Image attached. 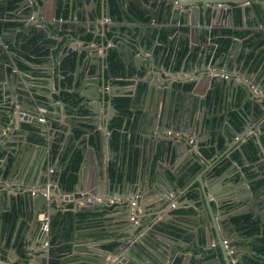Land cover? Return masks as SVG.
<instances>
[{"label": "water", "instance_id": "95a60500", "mask_svg": "<svg viewBox=\"0 0 264 264\" xmlns=\"http://www.w3.org/2000/svg\"><path fill=\"white\" fill-rule=\"evenodd\" d=\"M57 1L58 0H53L51 14L47 19V21L54 25L55 30H57L56 26L59 25L58 20L56 19L55 21L54 17ZM92 1L94 4L97 2V0ZM112 1L118 7L119 11L115 14L113 13ZM156 1L159 2L157 9L153 5V3L156 4ZM245 1L246 0L243 2ZM40 2L41 0H20L17 3L19 10L26 8L29 9L28 12L24 14V22L27 28L25 27L22 30L24 33H29V36L20 41L14 38L15 45H17V43L20 45L27 44V41H29V39L35 34L32 31L33 29H36L38 34L43 36L49 35L47 27L38 23L43 14V9L40 7V9L36 10L35 4H40ZM131 2L140 4L141 8L144 7L146 15L141 16L138 11L133 10V20L129 19L126 11L129 10L127 8ZM199 2L202 3L201 6ZM221 2L223 1L188 0L181 2V0H151L146 4V2L144 3L141 0H123L124 5H122L121 0H102V8L99 11L97 4L91 8L89 7V2H86V0H71L72 13L78 10L79 14H77L75 20L73 18L71 22H68L67 28L61 30L71 32L69 35L70 43H74L75 41L83 43V47L79 46L76 49L71 46L73 51L77 53L76 70L72 73V76H74L73 84H76L78 87L82 84V86L88 89V92L81 94L77 86L72 88L74 85L68 86L69 83L67 81H64L66 83H64L65 86H63L62 83L66 76L61 72L59 91L66 89L68 92L76 94L77 96L73 99L65 94L63 95L61 92L60 99H56L54 96V91L51 87L54 85L55 78V57L51 47H47V50H49L48 54L42 60L36 61L37 66L43 68L44 71H35V68L26 71L30 74L38 72L48 76L46 79L49 86L47 88L48 94L43 102L36 99L35 95L32 93L30 86L31 78L20 73H10L7 69H5L4 72L0 70V158H2V162L0 163V178L2 182V185H0V228L3 212L6 210L18 209L19 213H21V217L19 218L20 223L25 217L28 218V233L25 235L27 248L25 246V249L31 250L32 246H30V243L32 240L30 234L33 232L35 233L41 223L39 215L45 212L49 215V221H51V217L59 211L57 203L60 196L76 200L75 191L85 195L83 198L76 201V211L83 210L84 208L87 210H94L93 208L104 209L105 204L107 206H110L113 203L126 205L131 201H135L136 205L134 207L128 206L126 207V210L122 212V214L126 215V218L123 220H125L130 227L134 228V230L137 228V225L131 220V216H138V207H141L144 211L147 209H150L151 211L154 210L153 216H157L159 215V212L168 205H176V199L174 200V198H171V193L175 191L174 186L177 185V182L174 180L175 175L171 176V174H163V169L157 171L153 177L152 175L150 176V179L152 178L155 182V185L151 184L152 187L154 186L153 190L146 189L148 185L146 174L142 173V178L140 177L136 183H133L131 179H128L129 176L125 173V170H121V174L125 173L124 175H121V177H119V173L115 177L110 175L109 167L111 163L117 159H115V156L118 154L113 146V130L110 127L115 115L119 113V108L114 101L116 95H130L132 102L139 99L141 104L150 101L151 104L152 102H155L157 109L159 102H162L165 105L170 99L174 100L173 98H180L178 94L180 91L181 93L186 91L185 85L187 83H193V85L198 86L207 85L206 89L209 88L215 93L218 92L220 98L225 97L233 86L236 88V91L242 90L244 98L252 103V110L246 115L247 120L244 130L247 132L249 130L252 131L256 128L255 126H257L260 131H263L264 69L259 71L257 80H252L248 74L257 71V68L264 61V56L250 60L247 65H245L244 60H238L237 49L238 46L241 45L239 41L240 30L237 35H235L234 43L227 51H224L223 53L221 52V55H218V52L215 51L212 62L208 61L209 52L206 50L199 51L198 57L195 55L191 58L190 54H188L185 63L181 65L182 70L173 67V64L178 59L179 49L182 46L181 42L186 37L191 41V44H189L190 50H193V43L201 41L204 43L213 37L209 35L208 31L211 30V26L217 28L214 19L220 20L225 13V6H215V4L221 5ZM255 3H261V1H253L252 5ZM207 5H210V10ZM261 5V17H263L264 20V3ZM162 17L165 18L164 20L168 25L161 23ZM107 19L110 21L105 22ZM0 22H2V20H0ZM98 27H100L101 31L98 33L95 31L97 34L93 39L94 41L77 39L78 36L86 37L89 32ZM83 29H86V31L80 33V30ZM163 29L167 32L170 39L167 43H161V32ZM224 29L225 28H218L220 33H223ZM10 34H13L14 36L15 31H10ZM194 34L197 35V40L194 39ZM201 34L203 36H201ZM97 36L100 38L97 39ZM175 37V43L177 42V44L174 46L175 49H172L173 44L171 40L174 42ZM98 41L100 47L103 46L104 56H99ZM94 44L97 46L95 47ZM155 44H162V49L158 52L155 51ZM247 49L248 48H242L245 53ZM13 52L14 63L18 66V53L15 50ZM117 52L121 54V59L123 60L121 64L123 66L125 65L122 68V72H125L126 68V72L130 74L131 66L136 69V72L132 75L135 79L134 88L122 90L121 92L120 90L123 89L124 85L119 82L115 83L116 72L112 68V61L109 60L110 56L114 53L117 54ZM63 55H65V53H62L60 57H63ZM227 57L231 58L232 61H225ZM168 58L171 64H167ZM187 61H189V68L186 66ZM7 63H10V61H7ZM106 68L111 72L109 73V80H107L105 76ZM195 69L197 73L193 78L182 77L183 73ZM234 72H236V74H234ZM100 74L101 77L103 76L101 83L99 82ZM225 74H229V77L226 78ZM234 76L239 77V79L235 80ZM95 77L98 79L95 80ZM261 79V83L257 84ZM100 85L103 87L104 92L107 91L106 87L110 86L116 93V95H110L108 105H104V118L100 116L99 112V109H102V105L100 104ZM176 85L180 87L177 88ZM141 87H143V90L140 93ZM253 87H255L260 94H257L253 90ZM195 90V87H193L190 92L193 93ZM203 95L204 98H206V94ZM32 96L34 102H32ZM83 102L89 104L92 107L90 109L93 110V112L87 118L89 122L87 127L79 125L80 128L88 133L85 134L82 139L84 140V145L82 146L84 160L82 161L79 171V174L82 173L80 174L81 181L79 180L75 191L71 192L62 187L59 181L54 178L53 175L49 174V167H47L48 160L45 159L47 151L46 153L43 151L42 156L38 160H36V158L33 159V157H28L29 153L32 156L33 153L31 152H34L36 150V145L39 146L40 144L30 140V132L32 131L25 129L23 123L28 122L39 126L38 129H34L33 132H38L40 135L46 137L42 146L44 149H48L50 143L53 142L54 139L49 140L47 135L44 134V130L47 127L45 124L46 122L42 123L37 120V117L40 115V110L51 108L52 110L57 109L59 111L63 106V108L68 109L67 111L75 112ZM99 105H101V107ZM257 106L261 109L260 111L257 110ZM169 108H171L169 116L173 117L175 108L173 106ZM204 108L205 105L201 107V115L196 112L193 114H182L175 119L173 126L166 125L164 129L162 128L163 125L161 124V118L159 120L158 114L156 112L154 113V110L152 109L153 111L150 110V114L146 116L145 133L141 132V134L145 137L147 136L150 141L154 140L157 149L159 143H162L163 141H169L171 143L174 141L175 138L167 135L170 127L174 128V130L182 128L184 131L188 127H196V131L193 130L190 134L195 136V150L200 156L198 162L201 165V169L204 167L201 171H204L207 167V157L203 153V148L207 145H213L216 151H219L218 137L217 139L215 137L214 142L209 143L214 136L208 135L210 128L206 125L207 114L204 112ZM216 110L213 109L212 111L217 113L218 111ZM177 111H180V109ZM163 114L165 115V113ZM59 116L60 115L56 117L60 118ZM258 118L262 120H259ZM155 120H157V122ZM180 120L183 121L184 124H180ZM49 121L48 124L53 126V122ZM158 121L160 124L157 128ZM152 124L155 127L154 131H150L147 127H150V125L152 126ZM94 127L97 128L95 132H93ZM218 128H221L220 119ZM61 130L65 132L63 127ZM155 131H157V136L154 134ZM210 131L213 133L214 130ZM232 132L234 133L233 136H225L228 144H230L234 136L239 133L237 129L232 130ZM222 133V131H218L217 136ZM164 134L167 136L165 135L166 137H163ZM92 135L93 143H91ZM203 136L205 139L202 138ZM183 138L184 137L180 139L183 140ZM187 141V143L190 144L189 138H187ZM257 143L260 146V141H257ZM261 149L262 147H260V150ZM4 151H6V153H4ZM157 151L158 149L155 151V154ZM192 154L193 159H196L194 158L196 155L194 153ZM262 154L263 152L261 151V155ZM244 155L246 157L245 153ZM87 156L94 157V160H97V167L92 169L88 175L87 173L84 174L86 171L85 165H87ZM27 157L29 158L28 160ZM57 165L59 167L58 162ZM252 171H255L259 175L264 174V171L259 166H256ZM191 172L189 175L192 176L193 173ZM243 173L248 180V173L246 171ZM18 175L24 176L25 181L20 184V187L15 188L12 183ZM45 176L47 177L46 180L44 178ZM223 177L224 175L220 174L210 177L206 176L200 180L201 192L207 206V211L204 212V216L202 215V219L207 221L206 235L212 240L217 239L222 252L225 251V246H223L224 239L227 236L232 235V233L237 235L236 226L232 223L230 216L236 217L249 213L247 208L234 211L227 215L226 220L219 219L215 222L214 219H211L212 225H210L208 222L210 221L208 212L212 210V206L208 202V197H216L217 187L215 188L214 185L217 180H219L218 182H221ZM240 178L243 179V175ZM38 180L40 181L39 183H37ZM224 183L225 182H223L221 186H223ZM87 184L89 187L88 189L85 188ZM4 185H6L7 188L3 189L2 187ZM124 185L125 189L122 190V186ZM133 185H136L135 190L133 189ZM48 186L49 195H45L43 192H47ZM105 188H107L108 196H106V199L102 198V200H97L96 198L101 199V197H104ZM115 197H124L126 200L123 202V200H116ZM162 214L163 213L160 215ZM253 217L258 219L257 215H254ZM163 222H166L165 218H160L155 224H153V228L155 226H164ZM202 224L205 225L204 222H202ZM202 224L197 222L195 227L201 226ZM128 234L132 235L133 232ZM43 236V242H45L48 237L44 234ZM168 240L177 241L170 236L165 229H162V231H155L154 233L148 231L145 235H142L135 241L134 239H123L121 244L114 248V259L109 260L108 257L112 252L106 251L98 245L95 246L103 250V253H97L94 249H92L91 252L97 257L96 264H159L163 263L165 260L162 256L156 255L153 252L152 244L156 241H160V243H163L165 247L168 248ZM87 241L90 243L95 242V240ZM43 251L46 256L50 255L48 247H44ZM13 252L16 251L13 250ZM122 252H125L123 256L121 255ZM35 255L36 251L33 250V252H31V264H45L43 259L38 261L37 258H34ZM0 264H7V262L0 258Z\"/></svg>", "mask_w": 264, "mask_h": 264}, {"label": "crops", "instance_id": "0c3cea01", "mask_svg": "<svg viewBox=\"0 0 264 264\" xmlns=\"http://www.w3.org/2000/svg\"><path fill=\"white\" fill-rule=\"evenodd\" d=\"M8 0H0V6L3 3H6ZM17 3L20 0H16ZM44 1V3H43ZM142 2H150L151 0H141ZM188 0H181V2H185ZM221 5L215 4V6H225V13L224 16L220 18V20L214 19L216 23V27L211 26V30H209V35L213 36L211 39L205 41L204 43L201 42H195L193 50H190L189 44H191V41L188 40L186 37L181 42V47L178 55L177 61L173 64L174 68L181 69V65L185 63L186 57L188 54H190L191 58H193L195 55L198 57V52L200 51H208L209 57L208 61L212 62L213 55L215 54L216 47H217V40L220 38H226L224 37L225 34L220 33L218 28H225V30L229 32H232L233 35L239 32L248 31L247 35L242 37H239V41L241 43L240 46H238L237 49V57L239 61L245 62V65L249 63L250 60L255 58H261L264 56V20L263 17H261L262 9L261 4L264 3V0H221ZM253 1H261V3H255L252 5ZM86 2H89V7L93 8L96 4L98 6V10L102 8V0H97L96 4L92 0H86ZM12 7L11 9H7V3L4 5L5 14L2 20V25L0 27V55L4 53H8L9 58L12 60L10 63H7L6 57L3 59H0V70L4 72L5 69H7L10 73H20L26 75L28 78H31L30 80V86L32 89V93L35 95V98L38 99L40 102H43L45 100L46 95L48 94L47 88L49 87L47 84V75L41 74V73H34L30 74L27 73V70H31L35 68V71L42 70L43 68H39L40 66H37L36 59L32 56L29 57L26 54H29L27 51L23 50L21 48V45L17 43V45L14 44V38L18 39V41L26 38L29 36V33H24L22 30L26 27L25 25V19L24 14L28 12V8L19 10L18 5ZM58 3V1H57ZM56 3L55 7V19L58 20L59 25L56 26L57 30H55L54 25L47 21L48 17L51 14V10L53 7V0H41L40 4L36 5V10L40 9V7L43 9V14L41 16V19L39 20L40 25H44L49 30V35H45L46 39L52 40V42L48 43L45 48L47 50V47H51L54 53L55 57V64H54V85L51 87L54 91V96L56 99H60V94L64 92H68V90L63 89L62 91H59V80L61 79V71H60V63L62 61V58L70 51H73L74 49L80 47H83L82 42H74L70 43L69 35L71 34L70 31H62L61 29L67 28L68 22H71V20H75L77 14H79V11L76 10V12L72 13L71 11V5H67V15L63 17V15H57V7L58 4ZM132 3L131 11H126V14L128 15V18L132 19V11L136 10L139 12V14L142 16L146 15V10L144 7L141 8L140 4H137L135 2ZM200 6L202 3H200ZM252 6H251V5ZM155 8H158L159 2L156 1V4L153 3ZM242 5V6H241ZM209 10H210V5ZM251 6V7H250ZM78 7V4H77ZM235 9L239 10V15L236 18L235 17ZM39 13V11H38ZM37 14V12H36ZM257 15V17H256ZM72 16V18H71ZM165 18H161V23L164 25H168L165 20ZM110 20H105V22H109ZM11 24V25H10ZM171 24V23H170ZM27 28V27H26ZM21 29V30H19ZM15 31V34H10V31ZM36 30V29H34ZM33 31V30H32ZM83 31H86V29H83ZM88 31V30H87ZM100 32L101 29L98 27L95 28L93 31L89 32L88 34H91L92 38L90 40H93L96 32ZM223 31V32H224ZM211 33V34H210ZM66 36V37H65ZM164 36V37H163ZM196 36L194 34V39H196ZM201 36H203L201 34ZM253 39V42L251 45H249L248 41ZM99 39L100 37L97 36ZM81 40H87L85 36L80 37ZM30 40V39H29ZM88 40V41H90ZM235 40V39H233ZM42 40H40L41 42ZM94 41V40H93ZM170 39L167 35V32L163 29L161 32V43H167ZM176 37L174 39V42H172V49H175V45L177 44ZM178 41V39H177ZM263 41V42H262ZM99 41L97 42V44ZM236 43V41H235ZM68 44V45H67ZM23 46V45H22ZM25 46V45H24ZM96 47L97 45L94 44ZM99 46V56H104V49L103 46ZM252 46V48H251ZM14 47V50L19 53L18 60L21 63V65L16 66L14 63V59L12 58V49ZM204 47V48H203ZM242 48H248L246 53L243 52ZM162 49V44H155V51H160ZM254 50V52H252ZM49 51V50H48ZM218 52V51H217ZM62 53H65L63 57L61 58L60 55ZM223 53V52H222ZM221 52H218V55L222 54ZM48 54V53H47ZM171 55V52H170ZM26 56L28 59H26ZM46 56V55H45ZM117 56L119 57L121 63L123 60L121 59V54L117 52ZM189 56V57H190ZM61 58V59H60ZM107 60V59H106ZM110 60V59H109ZM232 61L231 58L227 57L225 61ZM264 60V58H263ZM171 64L169 62V58L167 60V64ZM125 66V65H124ZM122 65V68L124 67ZM187 68H189V61H187ZM122 68L120 71H117L115 74V83H121L124 85L123 89L120 90H129L131 88H134L135 86V79L132 77L134 72H136L135 67L130 68V74L126 72H122ZM264 69V61L261 63V65L257 68L256 72H251V74H248L252 80H257L259 76V71ZM76 70V68H75ZM74 70V71H75ZM182 70V69H181ZM251 70V69H250ZM106 68L105 76L106 79L109 80V72ZM115 71V70H114ZM193 71V72H192ZM253 71V70H251ZM197 73L196 69L188 71L186 73L182 74V77L186 78H193L195 74ZM236 74V72H234ZM122 75V76H119ZM181 76V75H180ZM103 77V76H102ZM101 74L99 75V82L101 83ZM74 78V76H73ZM238 77H235V80ZM95 80L98 79L97 77L94 78ZM263 79V78H262ZM262 79L257 83L260 84ZM259 80V79H258ZM246 81V80H245ZM63 84V83H62ZM192 84V85H191ZM187 83L185 85L186 91L178 94V96L181 98H173L174 100L170 99L165 105L162 102H159L156 109V103L151 101L148 103L141 104L139 102V99L132 102L130 100V105L128 107V114L124 115L122 123L119 127H117V132L119 133V142L118 147H115V150H117L118 154L115 156V159L111 165L114 164V169L116 172L120 173L121 170H125V173L129 176V180L134 183L138 181V179L143 174H146V180H147V190H153V187L151 184L155 185L154 180L152 177L157 171H160L163 169V174L167 175H175L174 180L177 182V185L174 186V190L171 193V198L176 199V205H168L164 209H162L159 212V215L153 216L154 210L147 209L144 211L142 209L141 211L138 210V222L135 223L137 225V228L134 230V228L130 227L126 223L124 218H126V215L122 214L126 210V207L130 206V203H127L126 205L113 203L110 206H107L105 204L104 209L101 208H93L94 210H87L84 208L83 210L76 211L75 210V204L76 201H78L80 198H83L84 195L82 193H79L77 191L75 195L76 200H72L69 197H61L58 200V208L62 211H72V212H79V213H96L95 217H91L87 221L79 220L77 222H84V225H75L73 228V231L71 233V238L68 239L66 244L70 245V248L67 251H64L62 256V264H96V259L94 253L91 252L92 249L95 250V252L103 253V250L99 249L97 246H100L102 249L106 251H111L112 254L109 255L108 259H114V248L121 244L122 240L125 238L128 239H139L142 235H145L148 231L155 232V231H162V229L167 230V233L175 238L177 241H169L167 242L168 248L165 247L163 243H160V241H156L152 244V250L156 255L162 256L164 258L163 263L159 264H264V255H262L258 250V247L263 246V237L264 233H262L264 228V184L263 185H257V187L253 186V183L257 179L263 178V175L257 174L255 171H252L256 166H263L264 167V129L263 131H260L257 126L252 131L249 130L248 132L246 130H241L237 135L234 136L233 140H231V143L228 144L227 140L225 139L226 135L233 136L232 130L235 129L233 125L230 124L228 118L230 116V113L236 112L238 114H241L246 119V115L249 114V112L252 110V103L248 99H245L242 90L236 91V88L232 86L231 90L228 91V93L225 95V97L220 98L219 93L217 92V95L215 98H212V96H207L204 98L203 94H206V86L207 85H193V83ZM74 88L77 86L76 84H73ZM107 85V83H106ZM109 85V84H108ZM177 88L180 86L176 85ZM195 87V92H199L197 95L195 92H190V90ZM79 88V91L81 94L88 92V89H86L82 84ZM100 104L102 105V109H99L100 116L104 118V105H108L109 97L110 95H116L115 91L108 86L106 87V92H104L103 87L100 85ZM143 87L140 88V93L142 92ZM181 90V89H180ZM253 90L260 94L259 91L255 90V87H253ZM61 92V93H60ZM123 95H116V97H121ZM125 97V95H124ZM128 97V96H127ZM33 98V96H32ZM132 99V98H131ZM34 102V98L33 101ZM101 105H99L101 107ZM205 105L204 112L207 114L206 118V125L210 128L208 131V135H213V139L209 141L214 142L215 137L217 139L218 137V148L219 151H216L215 147L212 146H205L203 148V153L207 157V167L204 171L203 168L201 169V165L199 164V155L195 150L196 144H188L187 138L192 137L195 139L194 135H191L190 133L193 132V130L196 131V127H188L185 131L182 130V128L175 129L170 127V130L179 131L180 137H172L175 138L174 141L171 143L169 141H163L162 143H159L158 145V151L155 154L156 149V142L150 141L147 136H143L141 132L145 133V127H146V116L150 114V110H154V113L156 112L158 114L159 120L161 118V124L163 125V129L166 125H174L175 119L182 114L191 113L194 112L201 115V107ZM174 107L175 112L173 117H170L171 108ZM30 107V106H29ZM82 107V109L80 108ZM134 107V108H132ZM89 104H86V102H83L79 105V107L76 109V111H67L68 109L63 108V106L58 111L52 110L51 108H44L40 110V115L37 117L38 122L40 116H45L47 121H42V123L46 124V128L44 130L45 135H47V138L49 140L57 139L59 142V146L63 149L67 148H78L82 151V146L84 145L83 137L88 132L84 129L80 128L79 125H83L84 127L88 126V117L91 115L93 110ZM95 108V107H93ZM257 108H259L257 106ZM180 109V111H177ZM218 111L215 113L214 111ZM152 110V111H153ZM165 110V112H164ZM260 111L261 109H257ZM177 111V112H176ZM151 113V114H154ZM165 113V115L163 114ZM53 114V118H52ZM119 114V113H118ZM116 114V115H118ZM60 115V118H57L56 116ZM115 115V116H116ZM55 116V117H54ZM219 119L221 121V128H218ZM227 119V120H226ZM259 120H262L258 118ZM53 122V126L48 124V121ZM49 121V122H50ZM157 122V120H155ZM160 122L157 123V128L159 126ZM180 124H184L183 121L180 120ZM23 127L25 129H28L29 127H32L33 129L37 128L35 124H31L28 122L23 123ZM65 129V132L61 130V128ZM150 131H154V126L150 125L147 126ZM234 129H233V128ZM12 128V127H11ZM10 128V130H11ZM96 127H94L93 132L96 131ZM210 130H214L213 133ZM9 131V129H8ZM218 131H222V134H218ZM157 136V131L154 133ZM256 134V135H254ZM166 134H164L163 137ZM206 135V134H205ZM66 136V137H65ZM32 142L40 144L39 146L36 145L35 151L31 152L33 153L32 156L30 153L28 154V157H33V159L36 158L38 160L42 154L43 151H47L45 159L48 160V166H50L49 163V148L44 149L42 146L44 143V140H46L45 136L40 135L38 132H31L30 138ZM35 137L42 138V142L39 143L36 142ZM183 138L181 140L180 138ZM206 137V136H205ZM204 138V136L202 137ZM249 138H252L254 143L257 144L259 147V157L258 160L252 161L249 160V158L244 155V151L242 150L244 142H246ZM205 139V138H204ZM124 140V141H123ZM207 140V139H206ZM196 141V140H195ZM222 141V143H221ZM257 141H260V146L258 145ZM91 143H93V135ZM171 143V145H170ZM90 147V146H89ZM260 147L262 149L260 150ZM246 150V149H245ZM33 151V150H32ZM196 156L193 159V154ZM261 151L263 154L261 155ZM238 152L240 159H236L233 157V153ZM247 152V151H246ZM6 153V151H4ZM35 156V157H34ZM84 156V153H83ZM27 157V160L29 159ZM84 158V157H83ZM84 160V159H83ZM85 165V172L90 174L92 169H95L97 167V160H94V157L87 156ZM136 161V167L134 169L133 163ZM2 162V158H0V163ZM110 165V166H111ZM51 167V166H50ZM56 167L58 168V165L56 163ZM224 167L223 170L218 173L216 172L218 168ZM261 168V167H260ZM264 171V168H261ZM59 170V168H58ZM49 171V169H48ZM192 171V172H191ZM248 173V180L247 177H245L243 172ZM191 173V175H189ZM123 173L122 175H124ZM143 173V174H142ZM253 173V174H252ZM264 173V172H263ZM82 174V173H80ZM80 174H79V180H80ZM223 174L224 177L221 182L216 181L215 188L217 187V194L216 197H208V202L212 206V210L208 212V215L210 216V225H212V220L214 219L215 222L219 219L226 220L227 215L229 213H232L234 211H239L243 209H248L249 213L244 215H257V218H254L255 220H259V232L254 234H248L247 227H240L239 224H237L234 221V217L230 216L232 223L235 224L237 235L235 233H232V235L227 236L225 239L229 240V248L225 246V251L222 252V249L217 241V239H210L206 235V229H207V221L202 219V215L204 216V212L207 211L206 202L203 198L202 192H201V183L200 180H202L206 176H214V175H220ZM52 175V174H50ZM243 175V179L240 177ZM109 176V175H108ZM204 176V177H203ZM45 180L47 177H44ZM25 181L24 176L18 175L17 178L14 179L12 185L16 187H20V184H22ZM81 181V180H80ZM40 181L38 180L37 183ZM224 183L223 186L222 183ZM0 185H2L1 178H0ZM262 187V188H261ZM3 189L7 188L6 185L2 187ZM88 189V184L85 187ZM136 185H133V189L135 190ZM125 189V185L122 186V190ZM189 193H195L194 197H191ZM226 195V196H224ZM106 196H108L107 188H105V195L104 198L106 199ZM224 196V197H223ZM116 200H120L123 202L126 200L124 197H115ZM175 204V203H174ZM125 206V207H124ZM11 210H6L3 212H9ZM18 211V221L15 226L14 232L12 233V236L10 238L9 244L7 249L4 252V255L0 251V258L7 262V264H22V258L20 257L19 251L17 247L19 244H23L24 246L27 245L25 243V235L28 233L27 227H28V218L25 217L22 222L20 223L19 218L21 217V213ZM202 212V213H201ZM163 213L162 215H160ZM3 214H2V223L0 228V247H4L7 243V236L3 229ZM42 214V213H41ZM40 214V215H41ZM39 215V219H40ZM213 216V217H212ZM242 216V215H241ZM212 217V218H211ZM237 217V216H236ZM160 218H165L166 222H163L162 227L155 226L153 228V224H155L156 221H158ZM97 221L96 223L87 224L88 221ZM197 222L205 223V225L196 226L195 224ZM230 222V221H229ZM20 225V226H19ZM19 231V232H18ZM133 232L132 235H129L128 233ZM18 233V235H17ZM30 238L32 242L30 243L31 250L27 249L28 255L30 256V260L28 264H31V252L36 251V255L34 258H37V260L41 261L43 259L45 264L48 263L49 255L46 256L44 249V242H43V233L41 232L40 225L38 226V229L30 234ZM91 238V239H89ZM87 240H95V242L90 243ZM64 243L61 242V245ZM105 244H113V248L107 249L104 247ZM37 245V246H36ZM36 246V247H35ZM34 248V249H33ZM230 248H233V253H231L229 250ZM15 250L16 252H13ZM50 252V248H49ZM125 252H122L121 255L123 256ZM117 256V255H116Z\"/></svg>", "mask_w": 264, "mask_h": 264}, {"label": "trees", "instance_id": "16d2710c", "mask_svg": "<svg viewBox=\"0 0 264 264\" xmlns=\"http://www.w3.org/2000/svg\"><path fill=\"white\" fill-rule=\"evenodd\" d=\"M7 9H11L14 7L17 3L16 0H8L7 2ZM6 3L1 4L0 6V20H3L4 14H5V9L4 5ZM112 6H113V13H117L118 7L115 5V3L112 1ZM58 10H59V15H63L65 17L67 15V2L66 0H58ZM2 22H0V27L2 26ZM11 25V24H10ZM4 26V25H3ZM33 32L35 33L34 36L30 38L29 41H27V44H24L23 46L21 45V48L25 51H27L29 54H26L29 57H34L36 61L42 60L45 55H47L48 50H46L45 46L52 42L50 39H46L45 36L38 34L37 30L33 29ZM248 31H243L239 33V37L246 36ZM164 37V36H163ZM264 37V34H263ZM92 38L91 34H88L86 36L87 40H90ZM40 40H42L40 42ZM253 42L252 36L251 39L248 41L249 45ZM263 42V41H262ZM233 39L231 38H220L217 40V48L216 50L218 52H224L227 51L231 45L233 44ZM252 48V46H251ZM12 49V58H13V48ZM254 52V50L252 51ZM18 53V52H17ZM20 53V51H19ZM18 53V56H19ZM26 56V59L28 57ZM6 57V59L4 58ZM5 59L7 61H11L12 59L9 58L8 53L4 55L2 53L0 55V59ZM18 59V57H17ZM112 61V68L115 70V72L120 71L122 68L121 61L119 57L117 56L116 53L112 54L109 58ZM20 61V60H18ZM77 64V54L74 51H69L63 58L60 63V70L63 75L66 76L65 80H63V86H65L64 81H67L69 84L68 86L73 85V76L72 73L74 72ZM21 63L19 62V66ZM63 95H67L69 98H74L77 95L74 93L70 92H64L62 93ZM130 97H116L114 99L116 106L119 108V114L114 117V119L111 122V129L113 130V146L118 147V142H119V133L117 132V127L120 126L122 123L124 115L128 114V107L130 105ZM82 109V107H80ZM259 109V108H257ZM230 117L232 119L233 125L235 129L241 131L244 129L245 126V117H243L241 114H238L236 112H231ZM36 129V128H35ZM36 141L42 142V138H37L35 137ZM222 143V141H221ZM59 142L57 139H54L53 142L50 143V148H49V163L50 166L54 168V172L52 173L53 177L56 178L60 185L64 187L68 191H75L76 186L79 182V171L81 168V164L83 161V153L80 149L78 148H61L59 146ZM242 147V150L246 154V156L249 158V160L256 161L258 160L259 157V147L257 144L254 143L252 138H249L246 142H244ZM246 149V150H245ZM247 151V152H246ZM233 157L236 158L237 160L240 159L239 153L235 152L233 153ZM58 162L59 164V170L56 167V163ZM134 169L136 167V161L133 163ZM49 166V167H50ZM261 168H264L262 165L260 166ZM224 167H220L217 169L216 172L220 173L223 170ZM109 173L112 177H115L118 175V172L114 169V164L109 167ZM253 174V173H252ZM121 173H119V177H121ZM264 184V178L257 179L254 181L253 186L257 187V185H263ZM191 197L195 196V193H189ZM96 213L88 212V213H79V212H72V211H62L59 210L57 211L52 217L50 221V255L48 258V263L49 264H62V254L64 251H67L70 248L69 244H66L68 239L71 238V233L73 231V228L75 225H84V222H77L79 220L87 221L91 217H95ZM18 211L15 209H12L9 212H5L3 214V229L4 232L7 236V243L5 244L4 247H0L1 253L4 255L5 250L8 247L10 238L12 236V233L14 232L15 226L18 221ZM234 221L239 224L240 227H247L248 234H254L259 232V220H255L252 215H242V216H237L234 217ZM97 221L93 220L86 222L87 224H92L96 223ZM243 227V228H244ZM262 233H264V228ZM64 243L61 245V242ZM263 242H264V237H263ZM105 248L111 249L113 248V244H105ZM20 257L23 259L22 264H28L30 260V256L28 255L27 250L25 249V246L23 244H19L17 247ZM258 251L264 255V247L260 246L258 247ZM247 264V263H246Z\"/></svg>", "mask_w": 264, "mask_h": 264}, {"label": "built area", "instance_id": "2783aa9c", "mask_svg": "<svg viewBox=\"0 0 264 264\" xmlns=\"http://www.w3.org/2000/svg\"><path fill=\"white\" fill-rule=\"evenodd\" d=\"M229 74H225V77H228ZM238 79V78H237ZM39 121L42 122V121H47L46 117L45 116H40L39 117ZM100 128V126H99ZM168 136H172V137H180V132L179 131H174V130H169L167 132ZM189 141L192 143V144H195V139L192 138V137H189ZM49 174H52L54 172V168L53 167H49ZM44 191V190H42ZM45 195H49V186H48V189H47V192H43ZM85 196V195H84ZM97 200H102V198H96ZM133 204H135V202H133ZM139 211L142 210L141 207L138 208ZM40 229H41V232L46 235L48 237V239L44 242L43 246L44 247H48L50 248V221H49V215L46 214L45 212H43L41 215H40ZM131 220L135 223H137L139 220L137 218V216L135 215H132L131 216ZM224 245L227 246L229 248V240L228 239H224ZM231 253H233V248H230L229 250Z\"/></svg>", "mask_w": 264, "mask_h": 264}, {"label": "flooded vegetation", "instance_id": "af4514ba", "mask_svg": "<svg viewBox=\"0 0 264 264\" xmlns=\"http://www.w3.org/2000/svg\"><path fill=\"white\" fill-rule=\"evenodd\" d=\"M66 2H67V5H71V0H66ZM58 4V3H57ZM121 4L122 5H124V3H123V0H121ZM58 8V7H57ZM127 9H129V11H131V9H133L132 8V3L128 6V8ZM235 17L237 18L238 17V13H239V10H237V9H235ZM59 14V10L57 9V15ZM55 21H56V19H55ZM83 30H80V33L82 32ZM84 32V31H83ZM74 34V33H73ZM223 34H225L224 35V37L226 36V38H231L232 37V39H235V35H237L236 33L233 35V33L232 32H229L228 33V31L227 30H225L224 32H223ZM75 35H77V34H75ZM78 36V35H77ZM76 36V37H77ZM66 37V36H65ZM80 37L82 38V36H78V38L77 39H80ZM70 39V38H69ZM70 41V40H69ZM217 48V47H216ZM70 51H72V50H70ZM76 53V52H75ZM77 54V53H76ZM75 72V71H74ZM72 81H73V79H72ZM192 85V84H191ZM196 93V92H195ZM199 92L197 91V93H196V95L198 94ZM208 94V95H207ZM217 95V93H215V92H213V91H211L209 88L208 89H206V97L207 96H212V98H215V96ZM124 96V95H123ZM130 97L131 98V96L130 95H126V97ZM212 111V110H211ZM228 120H229V122H230V124H232L233 125V122H232V119H231V117L229 116V118H228ZM234 126V125H233ZM28 131H32L33 132V128L32 127H29L28 129H27ZM30 134H31V132H30ZM33 140V138L31 137L30 138V140ZM36 142H38V141H36ZM40 143V142H39ZM263 178H264V175H263ZM133 202H135V201H131L130 202V206L131 207H134L135 205H136V202H135V204H133ZM139 208V207H138ZM138 210V209H137Z\"/></svg>", "mask_w": 264, "mask_h": 264}, {"label": "clouds", "instance_id": "9594fccd", "mask_svg": "<svg viewBox=\"0 0 264 264\" xmlns=\"http://www.w3.org/2000/svg\"><path fill=\"white\" fill-rule=\"evenodd\" d=\"M233 42H234V40H233ZM229 77V76H228ZM227 78V77H226ZM234 78H235V76H234ZM238 79H239V77H238ZM256 90V89H255ZM171 137V136H170Z\"/></svg>", "mask_w": 264, "mask_h": 264}]
</instances>
